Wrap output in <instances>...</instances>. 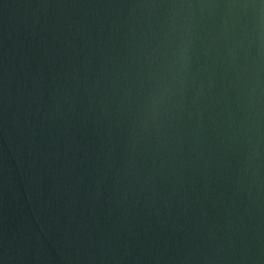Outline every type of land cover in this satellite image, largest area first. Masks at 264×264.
Wrapping results in <instances>:
<instances>
[{
  "label": "water",
  "instance_id": "95a60500",
  "mask_svg": "<svg viewBox=\"0 0 264 264\" xmlns=\"http://www.w3.org/2000/svg\"><path fill=\"white\" fill-rule=\"evenodd\" d=\"M0 264H264V0H0Z\"/></svg>",
  "mask_w": 264,
  "mask_h": 264
}]
</instances>
